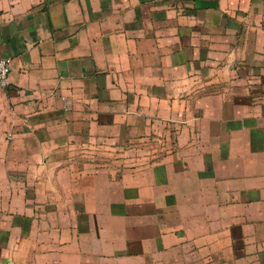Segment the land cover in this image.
Here are the masks:
<instances>
[{
	"label": "crops",
	"instance_id": "crops-1",
	"mask_svg": "<svg viewBox=\"0 0 264 264\" xmlns=\"http://www.w3.org/2000/svg\"><path fill=\"white\" fill-rule=\"evenodd\" d=\"M1 57L0 264H264V0H0Z\"/></svg>",
	"mask_w": 264,
	"mask_h": 264
},
{
	"label": "rangeland",
	"instance_id": "rangeland-1",
	"mask_svg": "<svg viewBox=\"0 0 264 264\" xmlns=\"http://www.w3.org/2000/svg\"><path fill=\"white\" fill-rule=\"evenodd\" d=\"M242 117H244V116H242ZM257 120V122H260L261 121V119H256ZM193 134H190V136H192ZM231 135H232V133H231ZM231 135H228V134H223L222 135V139H229V138H231L232 136ZM193 138H196V137H193ZM193 138L192 139H190V142L191 141H193ZM233 138H235L234 137V134H233ZM208 137L206 136V137H204V139H196L195 141H200V143H199V145H197L196 147H193L192 145V143H190L189 144V146H188V148L187 149H185V153L187 154V155H189L190 153H192L193 151H200V152H207V153H209L212 157H216L217 159H219V158H222L223 159V156H224V154H227V159L228 158H231V159H234L235 158V154L237 153V152H239V150H240V148H235L234 147V144H223V146L224 147H222V149H220V148H218V146H217V144L216 143H218L217 142V139H216V137L215 138H212V137H210L208 140ZM213 140H215V142H214V146H212L211 144H212V142H213ZM224 142V141H223ZM222 142V143H223ZM195 143V142H194ZM211 143V144H210ZM231 146L230 148L228 147V146ZM227 149V152L226 151H224V150H226ZM190 152V153H189ZM145 155H149L147 152H146V154ZM221 156V157H220ZM203 157H205V156H203ZM138 166V165H137ZM128 168V167H127ZM98 173L99 174H101V172H100V170L98 171ZM223 173V172H222Z\"/></svg>",
	"mask_w": 264,
	"mask_h": 264
},
{
	"label": "built area",
	"instance_id": "built-area-1",
	"mask_svg": "<svg viewBox=\"0 0 264 264\" xmlns=\"http://www.w3.org/2000/svg\"><path fill=\"white\" fill-rule=\"evenodd\" d=\"M10 70V58H0V89L4 88L8 83V73Z\"/></svg>",
	"mask_w": 264,
	"mask_h": 264
}]
</instances>
